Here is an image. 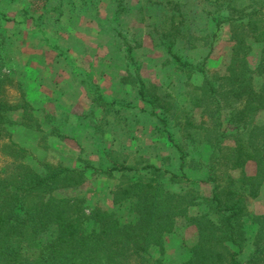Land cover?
<instances>
[{"label":"trees","instance_id":"16d2710c","mask_svg":"<svg viewBox=\"0 0 264 264\" xmlns=\"http://www.w3.org/2000/svg\"><path fill=\"white\" fill-rule=\"evenodd\" d=\"M259 4L238 8L233 0H216L213 37L225 26L231 45L221 73L208 71L206 59L182 60L174 48L182 20L168 18L159 38L169 61L188 79L202 78L192 87L188 108L174 106L168 94L142 79L125 40L130 70L122 81L163 126L170 119L184 143L169 135L179 153L176 172L111 159L102 170L108 177L118 174L109 210L95 206L87 212L83 198L62 194L85 183L89 164L72 169L42 162L36 172L28 164L29 151L12 140L16 127L39 131L40 125L25 90L5 72L11 54L0 33V157L8 160L0 167V264H165L164 239L181 222L194 229L195 240L187 246V259L175 264H264V214L248 210L249 200L257 199L264 186V123L256 122L264 111V0ZM251 41L262 45L253 68ZM92 102L102 109L114 105L100 97ZM49 135L67 139L57 129ZM196 140L211 149L202 164L207 177L201 183L211 187L208 195L185 173V148ZM248 163L255 165L253 175L245 170ZM246 218L255 231L244 256Z\"/></svg>","mask_w":264,"mask_h":264},{"label":"rangeland","instance_id":"374dc122","mask_svg":"<svg viewBox=\"0 0 264 264\" xmlns=\"http://www.w3.org/2000/svg\"><path fill=\"white\" fill-rule=\"evenodd\" d=\"M233 1L238 8L260 5L259 0ZM215 3L216 0H0V33L11 54L5 72L25 90L40 125L39 131L16 127L12 133V140L29 151L30 167L41 172L42 162L72 169L83 168L84 162L89 164L92 168L85 173V183L62 193L83 198L87 212L95 206L112 209L111 192L118 183V174H102L111 159L128 166L151 163L176 172L179 153L169 135L181 143L184 140L170 119L163 126L151 107L122 81L130 70L125 40L133 49L142 79L158 92L168 94L174 106L188 108L192 87L199 86L202 78L195 74L188 79L175 68L160 44V30L171 15L181 19V36L174 45L177 54L194 63L206 59L208 71L221 73L231 45L225 26L213 37L217 29ZM251 46L248 62L253 68L262 45L251 41ZM95 97L114 102L113 109L98 107L92 102ZM256 122L264 123V111ZM52 129L67 139L50 136ZM43 134L47 137L43 138ZM185 151V173L196 189L208 195L211 187L201 182L207 177L202 164L210 147L196 140ZM7 162L0 157V167ZM245 170L253 175L255 165L248 163ZM197 209L200 208L190 213L195 214ZM248 210L251 215L264 214V186L257 199L249 200ZM244 229L245 256L255 231L251 218L244 219ZM194 240V229L181 222L178 230L164 239L165 264L187 259V246ZM152 253L157 255L156 249Z\"/></svg>","mask_w":264,"mask_h":264}]
</instances>
